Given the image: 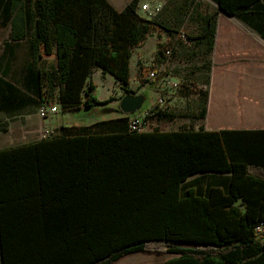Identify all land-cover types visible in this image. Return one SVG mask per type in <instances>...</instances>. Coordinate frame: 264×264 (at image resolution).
<instances>
[{
	"label": "trees",
	"instance_id": "16d2710c",
	"mask_svg": "<svg viewBox=\"0 0 264 264\" xmlns=\"http://www.w3.org/2000/svg\"><path fill=\"white\" fill-rule=\"evenodd\" d=\"M139 2L119 10L109 0H0V21L11 19L14 40L31 36L43 95L65 112L107 103L94 94L97 69L129 84L133 51L157 26L179 33L142 16ZM216 2L264 37V0ZM217 15L187 34L188 49L206 44L212 53ZM201 93L204 118L209 90ZM114 111L120 115L0 148L3 264H113L140 251L176 254L162 264H264L255 231L264 223V130L137 132L120 102ZM175 117L157 106L147 114ZM198 173L215 179L187 183ZM20 211L29 216L15 217Z\"/></svg>",
	"mask_w": 264,
	"mask_h": 264
},
{
	"label": "crops",
	"instance_id": "0c3cea01",
	"mask_svg": "<svg viewBox=\"0 0 264 264\" xmlns=\"http://www.w3.org/2000/svg\"><path fill=\"white\" fill-rule=\"evenodd\" d=\"M131 1L109 0L119 10ZM142 3H146V0L139 2V13L142 16L176 28L179 33L172 34L157 26L146 41L134 49L131 68L132 63L137 65L139 58L153 57L157 54L160 45L163 46L169 42L174 35V41L179 43L183 41L181 39L183 28L188 27L195 30V33L200 32L206 26V15L218 12L215 43L211 53V79L206 83L209 85L207 114L204 118L198 117L200 99L197 95L194 113L185 118L189 120V126L194 129L204 127L207 130H264V37L257 28L221 11L216 0H155L152 3L153 6L161 5L160 10L155 12L141 10ZM148 42H151L150 45ZM0 45V148L38 141L60 133L57 129L62 125H74L71 123L56 125L51 119L58 112L48 117H41L39 114L43 102L52 103H49L43 95L45 87L41 89L40 76L31 48V36L23 40H14L11 19L6 24H2L1 20ZM47 58L53 61L56 59L55 56ZM155 64L158 65L159 60L155 59ZM202 84L198 87L201 88ZM167 89L170 91V88H164L168 92ZM145 91L136 94L145 95ZM148 93L152 97L150 107L142 113L133 114L132 118L136 115H145L156 106L155 89L149 90ZM99 100L103 99L99 98ZM170 107L167 104L163 109L169 111ZM119 115L117 112L110 118ZM175 120L176 117L172 121H165V125L169 122L173 124ZM162 124H158L162 127L158 128L161 131L180 130V128L164 129L166 126ZM203 175L204 173H198L190 176L187 183L191 184L194 180L201 178L206 182L215 179L213 176L203 177ZM218 175L230 176V174ZM14 216L24 218L29 216V213L15 212ZM15 244L24 246L21 241Z\"/></svg>",
	"mask_w": 264,
	"mask_h": 264
},
{
	"label": "rangeland",
	"instance_id": "374dc122",
	"mask_svg": "<svg viewBox=\"0 0 264 264\" xmlns=\"http://www.w3.org/2000/svg\"><path fill=\"white\" fill-rule=\"evenodd\" d=\"M8 20L9 18L6 15L2 16V24H6ZM183 29L182 32L186 35H196L199 33H195V30L188 27ZM3 34H5V32H3ZM174 37L175 35L169 42L163 45V53L158 65L155 64L156 54H154L153 57L146 56L139 58L136 66L132 63L129 84L122 83L113 75L105 73L100 69L95 70L91 76V80L96 85L95 93L97 97L107 102L105 105L102 104V107L98 105L82 107L69 112H63L61 105L56 101L51 105L57 104L59 106V111L51 120L56 125H60L61 123L90 124L96 120L108 119L113 116L114 113H117L114 111V108H117L120 99L124 95L142 93L146 90V100L141 110L137 112L142 113L151 105L152 97L148 93L149 90L153 91V89H155L157 93L155 94L156 100L159 97L164 98L166 103L171 106L169 111L176 114V120L173 124H169L171 123L169 122L165 125V121H172L175 118L171 120L161 119L160 121L151 118L149 120V123L152 125L150 126L151 130L162 128L159 126L162 123L166 126L164 129L191 128L189 126V120L185 117L194 113V102L197 98V93L200 94V99L203 102V94L201 92H204V90L198 87V85L202 83L205 84L209 80L210 68L212 65L211 53L208 51L206 44H202L196 49H194V46L188 49V46L185 45L183 41H181V43L174 41ZM150 43L151 42H148V45H150ZM167 47L172 48L171 54L166 55L164 53ZM152 69H157L161 77L170 76L180 80V89L176 92L169 91V89H167L168 92L165 91L164 88L166 86L163 81L160 82L158 78L154 79L149 77V72ZM140 71H143L144 75L146 74L145 76L143 75L146 80V84L144 85L137 76V72ZM174 256H176V254L163 251H143L126 255L113 264H134L136 262H138L137 264H161ZM0 264H2L1 255Z\"/></svg>",
	"mask_w": 264,
	"mask_h": 264
},
{
	"label": "built area",
	"instance_id": "2783aa9c",
	"mask_svg": "<svg viewBox=\"0 0 264 264\" xmlns=\"http://www.w3.org/2000/svg\"><path fill=\"white\" fill-rule=\"evenodd\" d=\"M155 0H146V3L141 4V10L145 12H155L160 10L161 5H157L156 7L152 5V3ZM181 39L186 42L187 44H190L192 42V39L188 37L185 33H181ZM172 53V48H166L165 54H171ZM149 77L150 78H158L162 79L164 82L165 86L170 88L172 92H176L180 89L181 87V82L180 80L175 79L174 77L170 76H164L161 77L160 72H158L156 69H152L149 72ZM201 89L204 91L209 90V85L208 84H202ZM167 105L166 100L162 97H159L156 102V106L159 108H164ZM59 111V106L56 105H51L43 102L40 106L39 109V114L41 117H48L51 114H55ZM148 114V113H147ZM147 114L145 115H136L130 120V130L132 131H137V132H144V131H150L151 128L150 126L151 123H149V118H147ZM256 235L258 238L264 239V223H259L256 228Z\"/></svg>",
	"mask_w": 264,
	"mask_h": 264
},
{
	"label": "water",
	"instance_id": "95a60500",
	"mask_svg": "<svg viewBox=\"0 0 264 264\" xmlns=\"http://www.w3.org/2000/svg\"><path fill=\"white\" fill-rule=\"evenodd\" d=\"M219 9L225 12L220 6ZM146 100L144 94H126L120 99V107L126 114H135L141 110Z\"/></svg>",
	"mask_w": 264,
	"mask_h": 264
}]
</instances>
